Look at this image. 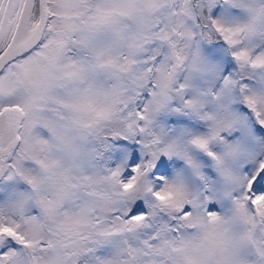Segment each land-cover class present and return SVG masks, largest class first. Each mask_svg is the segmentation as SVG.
Listing matches in <instances>:
<instances>
[{
    "label": "snow or ice",
    "instance_id": "6c2138e0",
    "mask_svg": "<svg viewBox=\"0 0 264 264\" xmlns=\"http://www.w3.org/2000/svg\"><path fill=\"white\" fill-rule=\"evenodd\" d=\"M0 264H264V0H0Z\"/></svg>",
    "mask_w": 264,
    "mask_h": 264
}]
</instances>
